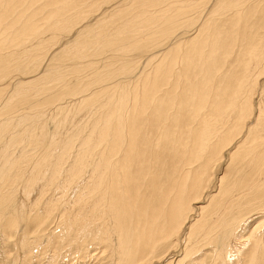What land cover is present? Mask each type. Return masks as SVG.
Masks as SVG:
<instances>
[{
  "label": "bare ground",
  "instance_id": "6f19581e",
  "mask_svg": "<svg viewBox=\"0 0 264 264\" xmlns=\"http://www.w3.org/2000/svg\"><path fill=\"white\" fill-rule=\"evenodd\" d=\"M15 60L0 245L24 262L46 241L112 264H264V0H0V67Z\"/></svg>",
  "mask_w": 264,
  "mask_h": 264
},
{
  "label": "rangeland",
  "instance_id": "374dc122",
  "mask_svg": "<svg viewBox=\"0 0 264 264\" xmlns=\"http://www.w3.org/2000/svg\"><path fill=\"white\" fill-rule=\"evenodd\" d=\"M133 9H136L135 7H132L131 9H130V11L128 12V13H126L124 16H121L123 19H124V17L125 16H127V15H129L130 14V12H131V10H133ZM197 9H199V7L197 8ZM174 27V28H173ZM179 27H182V28H180L179 29ZM178 29V30H177ZM181 29H184V27L183 26H181V25H179L178 24V26L176 27V25H170V26H168V27H166L164 30H161L159 33H157V35L155 34L154 35V38H158V39H156V40H158L159 42H162V43H166L167 41H168V39H177V37H178V35L180 34L179 32H181L182 30ZM177 31V32H176ZM160 37V38H159ZM61 38V37H60ZM62 39V38H61ZM55 40V39H54ZM53 40V41H54ZM148 40H151V41H149V42H153V40L152 39H148ZM50 42V41H49ZM53 43V42H52ZM51 43V44H52ZM162 45V44H161ZM165 46V45H164ZM163 46V47H164ZM106 49V48H105ZM105 49H103L102 51H104ZM91 50H93V49H91ZM101 51V52H102ZM100 52V53H101ZM149 54V53H148ZM146 58L147 57H145V58H143V59H141V61H140V63H141V65L143 64L142 63V61L145 63V61L144 60H146ZM47 60V59H46ZM46 60H44V62L46 61ZM64 61H66V62H69V61H71L72 63H73V61L72 60H68V59H65ZM147 61V60H146ZM20 61H18V60H15V61H12L11 63H9L8 64V66H3V67H0V72H3V69H6V70H8L7 71V73H12L14 76V78L13 79H16V78H19V73H18V71L16 72L15 71V69H16V67H18V66H20L21 65V63H19ZM37 62H33V63H30V66H32L33 64H36ZM43 65L44 64H42V63H37V65L36 66H40V67H43ZM37 72H38V69L35 67V70L31 73V75H29L28 76V78H27V80H26V84L27 85H29V84H32V85H38V84H40V82H39V80H37L38 78H39V74H37ZM6 73V74H7ZM5 75V74H4ZM11 76H9L8 78H10ZM14 81L13 80H11V81H9V83H13ZM11 87H9V85H7V86H5L4 87V90L5 91H7V90H9ZM38 96V94H36L35 95V97H37ZM24 104H29V101L28 102H26V103H24ZM217 174H218V172H217ZM218 175H220V174H218ZM246 214H249V216L247 217V221H246V229L245 230H248V235L249 234H251L253 231H254V228L256 227V226H258L259 224V222H255L254 221V219H256V218H259V217H257L256 216V214H254L253 212H249V211H247L246 212ZM254 216H256V218L254 217ZM264 218V217H263ZM262 218V219H263ZM261 219V218H260ZM257 220V219H256ZM49 227H50V225L48 226V229H49ZM47 229V230H48ZM262 229H263V227H262ZM262 229H260L259 231H261ZM251 230V231H250ZM255 234H257V233H259L256 229H255ZM44 242H46V241H42V242H40V243H37L39 246H40V248H38L37 250H36V252H31L30 254H28V255H31V257H29V263L27 262H24L23 261V259L20 257V256H17V253L19 254V252H17L16 251V246L14 247V245H13V242L12 243H9L8 244V246H3V245H0V264H10L9 262H11V264L13 263V264H21V262L22 263H24V264H102V263H104V264H112V263H110L111 261H110V259H107V258H103V255H102V253H103V250L104 249H102V248H99V247H93L92 249H90L91 251H92V253L90 252V251H87L88 250V247H86V246H81V245H79V244H74V245H72V246H58V248H55L54 249V247H48V246H46L45 244H44ZM1 243V242H0ZM33 244H35V243H33ZM58 245H60V244H58ZM79 245V246H78ZM13 246V247H12ZM77 248H76V247ZM2 247H3V249H2ZM33 247H34V245H33ZM47 247V248H46ZM70 247H71V249H70ZM75 247V248H74ZM6 248H8L9 249V251H11L12 253H11V255H12V257H8L7 258V251H8V249H6ZM50 248V249H49ZM74 248V249H73ZM81 248V249H80ZM84 248V249H83ZM97 248V249H96ZM68 249V250H67ZM74 250V252L76 253H74L73 252V250ZM86 249V250H85ZM102 249V250H101ZM45 250V251H44ZM52 250H53V252H52ZM56 250H57V252H56ZM60 250V251H59ZM65 250V251H64ZM81 250H83V251H81ZM204 250V249H203ZM211 250V249H210ZM3 251V252H2ZM8 251V253H10ZM32 251V250H31ZM39 251V252H38ZM47 251H48V253H47ZM72 252V253H70V252ZM100 251V252H99ZM56 252V253H55ZM62 252H64V253H62ZM78 252V253H77ZM83 252H84V254H83ZM102 252V253H101ZM201 252H203V254H206V252L208 253V249H207V251L205 252V251H202V250H200L199 251V253L198 254H201ZM34 253V257L32 258V254ZM35 253H36V256H35ZM41 253V254H40ZM210 253V252H209ZM55 254V255H54ZM71 254H73V255H71ZM107 254H108V252H107ZM107 254H106V256H107ZM14 255V256H13ZM60 255V256H59ZM5 256V257H4ZM10 256V255H9ZM17 256V257H16ZM24 256V255H23ZM48 256V257H47ZM59 256V257H58ZM67 256V257H66ZM69 256V257H68ZM170 256H171V263L173 264L174 263V261H175V263L174 264H176V262H178L179 260H181V256H183L182 255V253L180 252V250H178V251H176V252H171V254H170ZM199 256V255H198ZM56 259H55V258ZM98 258L97 260H96V258ZM180 257V258H179ZM22 260H21V259ZM59 258V259H58ZM95 258V259H94ZM19 259V260H18ZM175 259V260H174ZM102 260V261H101ZM178 260V261H177ZM5 261V262H4ZM9 261V262H8ZM17 261V262H16ZM8 262V263H7ZM184 264L185 263H187V262H183ZM183 263H181V264H183ZM191 263V262H190ZM202 263H206L205 261L204 262H202ZM208 264V263H207ZM210 264V263H209Z\"/></svg>",
  "mask_w": 264,
  "mask_h": 264
}]
</instances>
